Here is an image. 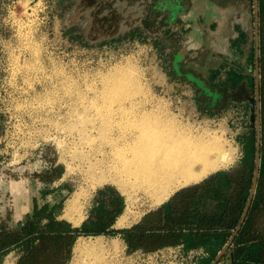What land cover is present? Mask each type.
I'll return each mask as SVG.
<instances>
[{"label":"rangeland","instance_id":"374dc122","mask_svg":"<svg viewBox=\"0 0 264 264\" xmlns=\"http://www.w3.org/2000/svg\"><path fill=\"white\" fill-rule=\"evenodd\" d=\"M72 1L0 0V217L10 209L17 219L44 187L31 175L53 161L65 173L50 189L68 185L70 193L64 219L79 225L94 191L111 184L126 198L117 226L122 229L178 187L149 190L156 184L146 179L145 167L163 144L155 142L157 136L168 135L169 143L221 136L233 157L224 165L228 168L240 157L237 135L252 122L239 110L251 94L240 89L222 105L209 106L211 98L167 72L152 43L88 44L67 34L73 25L65 26ZM118 31L113 23L110 32ZM208 57L203 50L191 52L188 62H195L188 68L203 76L206 66L214 64ZM145 136L154 137V148L134 154L138 138ZM118 155L123 168L127 165L123 180L98 178L94 169L112 165ZM120 239L84 238L88 248L74 252L69 264H145L138 255L129 256ZM165 251L173 253L176 264L194 260L178 249ZM13 258L9 254L0 264H14Z\"/></svg>","mask_w":264,"mask_h":264},{"label":"trees","instance_id":"16d2710c","mask_svg":"<svg viewBox=\"0 0 264 264\" xmlns=\"http://www.w3.org/2000/svg\"><path fill=\"white\" fill-rule=\"evenodd\" d=\"M258 1V46L254 35L248 36L239 29L231 42L234 59L225 58L209 67L206 77L184 69L176 58L179 39L186 36L188 29L185 24L158 20L160 16L166 17L159 10L166 9L168 0L72 1L65 26L73 25L67 34L83 38L88 44L121 39L152 43L167 72L174 79L180 77L198 88L200 96L211 98L209 106L222 105L245 83L251 96L239 110L252 122L246 123L236 137L241 157L235 166L178 189L138 222L122 229H116L115 224L126 209V198L111 184L96 190L87 217L78 227L62 218L70 193L68 185L50 189L65 173L62 166L51 161V167L31 175L44 184L42 202L34 199L31 211L19 220L10 209L0 217V262L16 251L19 258L15 264H69L77 240L97 235L121 237L131 253H152L167 247H181L185 253L203 249L207 255L198 258V264H212L233 238L221 261L231 252L233 264H264V0ZM113 23L120 31L110 32ZM174 34L178 35L176 39ZM257 62L261 159L257 187L252 195L257 152ZM204 105L208 107L205 101ZM50 195L52 198L48 199Z\"/></svg>","mask_w":264,"mask_h":264},{"label":"crops","instance_id":"0c3cea01","mask_svg":"<svg viewBox=\"0 0 264 264\" xmlns=\"http://www.w3.org/2000/svg\"><path fill=\"white\" fill-rule=\"evenodd\" d=\"M157 5L158 3L156 4V7ZM166 6H167L165 7L166 9L159 10V12L161 13L164 12L162 15H166V17L161 18L160 16L158 20L162 21L163 19L167 23L175 22L177 24L180 23V25L185 24V27L188 29L187 33L185 34L186 36L183 38L185 39V41L182 40L183 42L181 43L179 39L178 42L179 46L176 49V58H178L177 59L178 62L182 63L181 66L184 69L188 70L189 69L188 65L193 64L195 62V61L188 62V57L190 56V53L197 52L199 50L206 51L207 54H209L208 59H211L210 61L214 62V64L211 65L209 64L208 66H206L203 77H206L207 69L209 67L220 64L222 60H224L225 58L234 59L235 53L234 50L231 48V42L233 41V39H235L238 36L239 29H241L248 36L254 35V39H255V29H256L255 0L253 1L251 0H168ZM240 17H242L243 21L242 19L240 20ZM244 21L247 23V26L251 27L250 28L251 32H249L247 29L244 28L245 26ZM177 36L178 35L174 34L175 39ZM180 79H181L180 77L177 78V80ZM244 88H247L245 83H243L239 87L238 91L240 89L244 90ZM229 147L230 146L228 145L224 146V152H226L228 157L225 161L219 162L216 168L210 170L209 173H207L204 177L198 180L195 179L194 181L186 182L181 185L180 184L173 185L178 187H176L175 190L170 193V195H167L166 198L159 203L162 204L163 202H165L167 199L171 197V195H173L174 192H176L178 189L184 186L201 182L210 175L214 173L216 174L217 171L228 170L233 166H235L241 157V153L239 159L235 164H233L228 168L224 166L226 165L227 162H229L230 164L231 158H233L231 157L232 153ZM222 166H224V168ZM34 179L38 180L37 178ZM41 190L38 196L34 195L31 198H29L30 202L27 203L28 205L27 208L18 215L17 220L21 219L22 217H24V215L27 212L31 211L34 205V199L37 200L42 199ZM94 192L96 193V190ZM95 193H93L92 198ZM158 197L160 198V196ZM51 198L52 196L50 195L48 199ZM89 207L86 212L87 214ZM64 212H65V208L63 209L61 215L62 218H65L63 216ZM86 217L87 215L85 216V218H82V220L80 219L81 221L78 220V223L81 224L86 219ZM122 217L123 215H121V217L118 218L115 224L116 229L117 226L119 227V222ZM79 225H75V226L78 227ZM124 246L126 248L125 242H124ZM74 250L75 251H73V256H74V252L77 251L78 253H81L84 249L77 250L75 246ZM132 254L138 255V257L141 258L142 261L145 262V264L149 263L147 261V259L150 256L149 253L137 251L136 253H130L129 256H131ZM10 255L14 257L13 259L15 264L18 261L19 253L16 251H12Z\"/></svg>","mask_w":264,"mask_h":264},{"label":"bare ground","instance_id":"6f19581e","mask_svg":"<svg viewBox=\"0 0 264 264\" xmlns=\"http://www.w3.org/2000/svg\"><path fill=\"white\" fill-rule=\"evenodd\" d=\"M154 137H140L138 138V145L136 153H149L153 149ZM168 139V140H167ZM173 139V138H171ZM161 141V149H159L155 156L151 157L150 167H145L146 179L154 180L156 186H149V190L157 192L158 187L166 188L172 187L176 184H183L186 182L198 180L204 177L210 170L216 168L221 161H225L228 157L224 152V142L221 136L213 135L202 136L196 140L185 142H171L169 143V136H157L156 141ZM135 148V147H134ZM101 166V165H100ZM127 168V165L124 166ZM122 165L121 156L118 155L117 160L112 165H108L105 169L96 167L94 173L101 180L118 179L123 180L126 175ZM149 170L151 174H149ZM126 184H132L125 181ZM99 236L96 235L98 238ZM85 238V237H83ZM80 237L75 244L76 249H86L89 244L86 240ZM75 248V247H74Z\"/></svg>","mask_w":264,"mask_h":264},{"label":"water","instance_id":"95a60500","mask_svg":"<svg viewBox=\"0 0 264 264\" xmlns=\"http://www.w3.org/2000/svg\"><path fill=\"white\" fill-rule=\"evenodd\" d=\"M258 0H255V23H256V29H255V40H256V46H258L259 37H258ZM257 58H258V51H257ZM255 76H256V103H257V114H256V127H257V152H256V175L254 179V184L252 188V195L255 193L256 187H257V179H258V173H259V167H260V138H261V122H260V91H259V67L258 62L256 65L255 70ZM233 238L230 239L226 247L224 248L221 255H219L212 264H216L217 262L221 261L222 256L224 255L225 251L229 248V246L232 244ZM232 255L231 252H228V255L225 256V263L226 264H233L232 263Z\"/></svg>","mask_w":264,"mask_h":264},{"label":"built area","instance_id":"2783aa9c","mask_svg":"<svg viewBox=\"0 0 264 264\" xmlns=\"http://www.w3.org/2000/svg\"><path fill=\"white\" fill-rule=\"evenodd\" d=\"M172 249H174V250L178 249L179 251H181L185 255H188V254L194 255L193 262L188 263V264H198L197 259L204 256V255H207V254H205V251L203 249L191 250L188 253H185L181 247H175V248L174 247H167V248L149 253L150 256L147 259V261L149 262L148 264H176L174 262V256H172L173 253L165 251V250H172ZM181 264H184V263L182 262ZM216 264H226V263H225V261H219Z\"/></svg>","mask_w":264,"mask_h":264}]
</instances>
